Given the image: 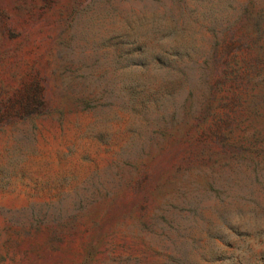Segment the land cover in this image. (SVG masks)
<instances>
[{"label":"rangeland","instance_id":"rangeland-1","mask_svg":"<svg viewBox=\"0 0 264 264\" xmlns=\"http://www.w3.org/2000/svg\"><path fill=\"white\" fill-rule=\"evenodd\" d=\"M0 264H264V0H0Z\"/></svg>","mask_w":264,"mask_h":264}]
</instances>
